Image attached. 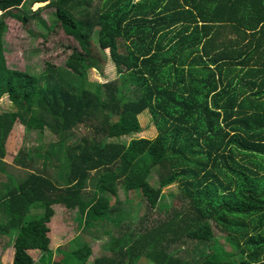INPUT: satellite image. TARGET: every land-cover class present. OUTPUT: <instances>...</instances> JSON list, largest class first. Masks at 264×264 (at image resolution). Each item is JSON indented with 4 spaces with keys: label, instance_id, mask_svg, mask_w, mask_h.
I'll use <instances>...</instances> for the list:
<instances>
[{
    "label": "trees",
    "instance_id": "1",
    "mask_svg": "<svg viewBox=\"0 0 264 264\" xmlns=\"http://www.w3.org/2000/svg\"><path fill=\"white\" fill-rule=\"evenodd\" d=\"M27 3L0 0V102L15 108L0 114V163L17 127L39 137L48 129L58 143L0 164V248L9 244L13 264H37L36 253L66 264L64 250L58 260L51 250L56 206L66 225L77 213L83 231L107 228L110 251L92 264H189L169 251L192 245L202 257L193 264H264V0H38L47 4L35 13ZM44 8L81 50L40 77L9 70L6 19L27 24ZM106 50L119 78L86 86ZM146 111L153 139L136 137ZM56 159L66 172L57 184ZM173 185L180 205L164 210ZM132 192L145 209L136 224L122 209ZM72 255L91 264L93 251L85 244Z\"/></svg>",
    "mask_w": 264,
    "mask_h": 264
},
{
    "label": "rangeland",
    "instance_id": "2",
    "mask_svg": "<svg viewBox=\"0 0 264 264\" xmlns=\"http://www.w3.org/2000/svg\"><path fill=\"white\" fill-rule=\"evenodd\" d=\"M38 0H28L26 8L28 11L33 13L41 10V7H44L47 3H39L34 4ZM97 0H94L95 5ZM55 11L53 8H44L42 9L39 17L37 19L28 21L27 24L22 22H18L16 20H12L7 18L6 23L8 25V31L5 33L4 36V44H3V56L6 61V66L11 71H18L22 73H27L33 76L40 77L44 73L48 72L51 68L55 69H66V62L69 56L76 50H81L79 43L71 36L67 35L63 29L60 27L59 24H55L52 27V17L51 14ZM17 13V12H14ZM2 12L0 11V16ZM45 22L46 26H42L40 22ZM92 40L96 43V47H94V53L96 58H100V52L98 54V42L97 36L94 35ZM107 56L106 60L101 65L102 72L97 70H89L86 72L85 76L87 77V81L82 82L89 87H92L95 82H112L119 78L117 74V69L112 63V60L109 58V50H106ZM75 81L78 80V77L73 78ZM6 98H8L6 96ZM5 98V99H6ZM8 101V99H6ZM7 111H15L14 107L7 105L6 103H2L0 106V112H7ZM140 122L143 126L142 133L138 134L136 137L138 138H147L153 139L157 135L156 128L152 122L151 116L148 111L144 112L140 116ZM81 134H86V130L79 131ZM40 140V143H38ZM123 143H128V139H121ZM9 157L12 160L9 162L14 164V160L21 155V152L25 155H28V158H33V156L38 152L40 148H46L47 150H51V146L56 145L58 143V138L53 135L48 129H45L43 133L40 134L39 132H33L27 136L24 131V128L17 127L15 133L13 134L12 141L9 142ZM4 159L0 164L5 166ZM0 165V166H1ZM60 160L56 159L54 161L53 171L50 170V176L53 181L57 184L60 177H65V167L62 169L59 168ZM43 164H40L42 168ZM39 167V169H41ZM14 173V172H13ZM15 174V173H14ZM60 176V177H59ZM157 173L154 172L150 177V182L157 186ZM127 198L130 202L123 204V211L125 215L128 216V222L132 220V223L136 224L134 221H137L138 217L142 216L145 212L144 206L140 200V196L138 193L132 192L127 195ZM118 200L124 202L126 200V196L124 192L121 190L119 193ZM115 205V204H114ZM180 205L179 199V187L177 185H173L171 187H167L163 190V196L160 200L159 207L163 208L164 210H169L174 206ZM57 215L53 219V239L54 242L57 243L56 246H60L57 249L64 250L63 252V260H66V264H78L76 258L72 255V253L80 248H82L85 244H89L93 251V256L90 260L92 264L95 260L106 256L111 248L112 240L104 235V231L107 228L99 227L100 231H97L95 228H89L83 231V227L79 225L82 222V218L75 221V218H79L80 216L75 213L72 215L74 220H70L68 223L69 225L64 224L62 217L63 211L62 209H57ZM34 216H39L42 214V211L39 210L37 207L33 208L31 213ZM162 214L157 212V216L160 218ZM130 223V222H129ZM134 224H131V230L134 227ZM78 226H81L78 228ZM51 227V226H50ZM122 231L127 233L130 231L129 224L125 222L123 224ZM9 240L5 242L8 243ZM9 244L5 245L7 247ZM219 245L226 251V252H233V248L231 245L224 240L223 238L219 239ZM0 248V264H13V254L10 249ZM197 247V246H196ZM190 246H175L173 247L172 252L175 257L182 259L183 261L188 262L189 264L196 262V260H200L202 257L199 254V248ZM200 247V246H199ZM205 248V247H204ZM4 249V251H3ZM203 249V248H200ZM206 252V249H204ZM54 257L60 259L59 253H53ZM34 261L37 264H52L55 260L52 255L47 256L45 259H41L40 255L33 254ZM145 264H155L150 260H147Z\"/></svg>",
    "mask_w": 264,
    "mask_h": 264
},
{
    "label": "crops",
    "instance_id": "3",
    "mask_svg": "<svg viewBox=\"0 0 264 264\" xmlns=\"http://www.w3.org/2000/svg\"><path fill=\"white\" fill-rule=\"evenodd\" d=\"M6 98V97H5ZM3 99V100H1V102H0V106L2 105V103H6L7 105H10L11 107H12V104L10 103V101H9V99L8 98H6V99H8V101L6 100V99ZM10 112H12V111H7V112H4V113H10ZM3 112H0V114H2ZM14 133H15V131H14ZM13 133V134H14ZM13 134L11 135V137L9 138V142L10 141H12V138H13ZM38 143H40V140H38ZM9 143L7 142V144H6V151H7V157H8V160L6 161L5 160V162H4V164H6L5 166L6 167H8L7 165H13V166H15L13 163H10L9 162V160L11 161L12 160V158L11 157H9V152H8V149H7V147L9 148ZM5 159H7V158H5ZM35 166L37 167V168H39L40 167V161H36L35 162ZM9 170V169H8ZM9 172V171H8ZM20 177V176H19ZM53 225V224H52ZM52 225H50L51 227V233H50V235H49V237H50V239H51V250L53 251V252H55L56 253V251L58 250L57 248L58 247H60V246H56L57 245V243H55L54 242V239H53V230H52ZM10 251H12V254H13V257H14V251L12 250V249H10Z\"/></svg>",
    "mask_w": 264,
    "mask_h": 264
}]
</instances>
